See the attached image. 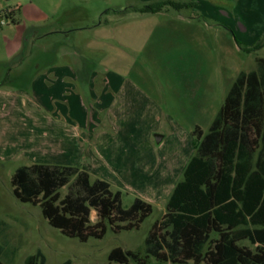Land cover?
I'll return each instance as SVG.
<instances>
[{"label": "rangeland", "instance_id": "1", "mask_svg": "<svg viewBox=\"0 0 264 264\" xmlns=\"http://www.w3.org/2000/svg\"><path fill=\"white\" fill-rule=\"evenodd\" d=\"M154 1L0 0V230L18 247L12 264L37 250L45 264H116L108 261L115 247L145 256L168 185L182 178H173L176 160L185 165L195 152L193 130L208 131L235 65L253 70L264 58V0H195L167 14L131 9ZM227 20L249 26L248 42L237 34L240 47L263 46L231 50ZM33 163L84 169L119 190L124 207L139 197L152 212L138 228L114 232L106 222L102 238L67 237L13 195L12 173ZM147 264L172 263L150 256Z\"/></svg>", "mask_w": 264, "mask_h": 264}, {"label": "trees", "instance_id": "2", "mask_svg": "<svg viewBox=\"0 0 264 264\" xmlns=\"http://www.w3.org/2000/svg\"><path fill=\"white\" fill-rule=\"evenodd\" d=\"M193 6L191 1L156 0L131 9L156 13ZM262 46L258 40L241 48L251 52ZM192 134L195 152L165 213L144 239L145 256L115 247L109 262L147 264L151 256L172 264H264V58H256L255 69L237 75L208 131L195 127ZM10 184L16 199L38 206L50 226L81 242L102 238L106 222L114 232L138 228L152 212L139 197L124 207L119 190L106 180H91L76 166L22 165ZM1 232L0 264H12L18 247L8 245ZM24 264H45V257L37 250Z\"/></svg>", "mask_w": 264, "mask_h": 264}, {"label": "crops", "instance_id": "3", "mask_svg": "<svg viewBox=\"0 0 264 264\" xmlns=\"http://www.w3.org/2000/svg\"><path fill=\"white\" fill-rule=\"evenodd\" d=\"M184 1H186V0H184ZM189 1H193V2H195V0H189ZM256 1V4H258L260 1L259 0H255ZM197 2H200L199 0L198 1H196V5L198 4ZM251 5V4H250ZM197 8V6L196 7H194L193 9H196ZM251 11V10H250ZM263 11H264V9H263ZM160 13H164V14H167L168 13V8L167 9H164V10H162V11H160V12H156V13H150V14H160ZM206 14H209V13H206ZM210 15V14H209ZM181 16V15H180ZM182 17V16H181ZM182 18H184V19H188V18H193V17H182ZM249 19H252L253 20V18H252V16H251V18H248L247 20H249ZM189 20H191V19H189ZM243 21V20H242ZM239 22L238 21V23L237 22H235V23H231L230 22V20H227L226 21V23L225 22H223V23H225L224 25H225V31L229 34V37H225V43H227L226 45L227 46H231V50H241L242 48L237 44V40H236V37L238 36L237 34L240 32V34H241V40H243V41H246V42H248V39H245L244 37H245V35L247 34V32H249V26H248V24H247V22L246 21H243V22ZM264 27V26H263ZM148 32V31H147ZM257 33L258 32H255V34H254V37L257 35ZM153 34V31H151V32H149V33H146V34H144V35H146L145 37H144V39H143V41H148L149 39H150V37H151V35ZM191 36V35H190ZM253 38V37H252ZM201 39H203V37L201 38ZM201 39L200 38H198V39H196V43L197 44H202L200 41H201ZM203 42H204V40H203ZM204 46V45H203ZM225 48H227L228 49V47H225ZM209 58H210V56H209ZM219 68H220V66H219ZM222 68V67H221ZM234 69V71H233V73L231 74V82H230V84H229V86L227 87V89L225 90V91H223V95H224V98H225V96H226V94H227V92H228V90H229V88H230V86H231V84L233 83V81L235 80V78L237 77V75L240 73V72H242V71H244V72H249V71H251L252 69H249V70H245V68L243 67V66H241V65H235V67L233 68ZM117 81V82H116ZM116 81H115V83H114V86H116V90L117 91H120L121 90V84H120V82H119V84H118V80L116 79ZM196 82H198V81H196ZM195 82V83H196ZM110 83L108 82V85H109ZM201 92V88H198V90L196 91V93H200ZM223 98V99H224ZM44 101H45V99H44ZM44 101H43V98L42 97H40V98H38V102L40 103V104H44ZM46 102H48V100H46ZM42 106H44V105H42ZM220 108V107H219ZM219 110V109H218ZM218 112V111H217ZM217 112L215 113V115L217 114ZM215 115H214V117H215ZM213 117V118H214ZM213 118H212V120H213ZM211 120V121H212ZM196 127H198V126H196ZM75 128H73V130H74ZM156 137L157 138H159V141H162V136H159V135H156ZM192 157V156H191ZM190 157V158H191ZM189 158V159H190ZM178 160H176V164H179V166L176 168V172H175V174L173 173V178H175V177H177V176H179L178 174H180L181 172H182V174H183V171H184V169H185V167H186V165H187V163H188V161H189V159H188V161L186 162V164L184 165V163H185V159L183 160V162H182V160L180 161V159L179 158H177ZM178 161L180 162V163H178ZM178 182V181H177ZM176 182V183H177ZM175 183V184H176ZM175 184H174V186H175ZM172 185L173 184H171V185H168L170 188H174V186L172 187Z\"/></svg>", "mask_w": 264, "mask_h": 264}, {"label": "water", "instance_id": "4", "mask_svg": "<svg viewBox=\"0 0 264 264\" xmlns=\"http://www.w3.org/2000/svg\"><path fill=\"white\" fill-rule=\"evenodd\" d=\"M157 141H159V138H157Z\"/></svg>", "mask_w": 264, "mask_h": 264}]
</instances>
